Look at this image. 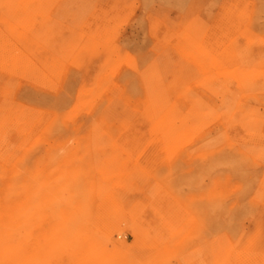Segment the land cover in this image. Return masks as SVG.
I'll return each mask as SVG.
<instances>
[{"label":"rangeland","instance_id":"obj_1","mask_svg":"<svg viewBox=\"0 0 264 264\" xmlns=\"http://www.w3.org/2000/svg\"><path fill=\"white\" fill-rule=\"evenodd\" d=\"M161 103L190 119L183 139L160 134ZM27 179L34 201L49 186L122 203L118 264H215L214 248L246 264L264 245V0L1 6L0 188ZM157 198L207 228L182 242L147 215Z\"/></svg>","mask_w":264,"mask_h":264},{"label":"bare ground","instance_id":"obj_2","mask_svg":"<svg viewBox=\"0 0 264 264\" xmlns=\"http://www.w3.org/2000/svg\"><path fill=\"white\" fill-rule=\"evenodd\" d=\"M12 2L13 0H0V7H12ZM22 4L30 5H27V1ZM80 93L82 95L84 92ZM160 110L161 116L157 122L160 134L178 140L187 136L190 132L188 117L176 119L173 110L170 112V108L164 103H161ZM186 143L182 141L178 147L181 148ZM1 188L0 264H118V257L110 253L108 247L112 246L113 252H121L124 247L112 239V232H120L122 223L126 221L128 212L123 210L122 203L120 205L115 201L107 204L103 200L99 206H95L92 199L84 201L70 189L68 196H64L65 187L49 186L44 192V200L41 202L36 198L34 201L33 188L28 179L20 184ZM107 193L109 200L112 193ZM159 200L157 198L150 202L147 215L161 210L163 225L166 226L163 229L171 232L174 237H181L182 242L207 228L206 220L190 212L188 204L173 198L165 204L159 203ZM94 207L103 209L95 212ZM129 211L132 217L140 218L139 223L135 220L138 225L134 227V233L150 230L152 223L148 219H142L145 218L143 212L135 209ZM34 229L37 231L34 232ZM257 238V242L252 239L250 247L244 250L248 259L246 264H264V245L257 244L260 236ZM215 250L214 248L212 251V261L219 264ZM65 259H68L67 262ZM238 261L234 264H245L241 259Z\"/></svg>","mask_w":264,"mask_h":264}]
</instances>
